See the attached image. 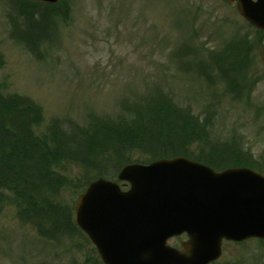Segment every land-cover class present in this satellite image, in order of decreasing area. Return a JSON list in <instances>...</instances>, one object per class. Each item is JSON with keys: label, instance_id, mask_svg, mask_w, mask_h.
Instances as JSON below:
<instances>
[{"label": "rangeland", "instance_id": "obj_1", "mask_svg": "<svg viewBox=\"0 0 264 264\" xmlns=\"http://www.w3.org/2000/svg\"><path fill=\"white\" fill-rule=\"evenodd\" d=\"M62 3L51 18L57 21L56 37L43 41L34 52L18 40L28 36L24 27L34 33L31 38L38 36L41 22L33 15L32 22L24 24L28 13L15 14L10 0H0L1 92L4 96H25L43 108L42 120L33 127L35 135H43L45 128L58 120L66 128L61 144L68 150L67 141L77 137L72 125L88 128L91 114L115 117L122 99L132 102L136 96L161 88L179 104L190 105L194 113L204 116L205 110L211 109L217 138L225 142L235 134L242 141L243 153L250 151L264 163V42L235 4L222 0ZM245 33L256 47L255 70L250 74L259 78L249 101L245 95L231 101L226 80L214 82L215 73L203 77L211 81L209 86L194 73L179 69L181 59L198 51L207 58L208 49L221 50L231 38ZM183 44L187 48L178 53ZM103 143L105 140L99 139V149L104 148ZM187 148L190 152L199 149L194 143ZM100 152L112 154L113 149ZM146 157L135 147L123 158L130 162L145 161ZM100 160L106 163L104 157ZM77 164L79 161L73 163L64 157L58 169L64 186L57 202L62 208L70 207L71 215L78 194L86 188ZM1 199L0 264H93L98 260L90 243L77 235H62L55 242L42 239L33 224L22 220L18 208L9 205L12 193H2ZM181 241L172 239L170 245L179 247ZM215 264H264V252L257 241L224 242L223 255Z\"/></svg>", "mask_w": 264, "mask_h": 264}, {"label": "trees", "instance_id": "obj_2", "mask_svg": "<svg viewBox=\"0 0 264 264\" xmlns=\"http://www.w3.org/2000/svg\"><path fill=\"white\" fill-rule=\"evenodd\" d=\"M33 12L41 16L39 33L46 37L52 36L57 21L51 18L56 11L45 7L35 8ZM40 37L33 40L20 37L18 41L35 52L42 42ZM203 60V57L196 56L187 66L199 76H209L217 69L223 77L233 74L225 79L227 91L232 95L238 93L237 89L244 85L245 77L240 79L237 70L248 63L247 49L234 45L220 54L210 52L207 60L213 63L211 70L204 67ZM2 66L0 55V68ZM2 87L0 83V202L2 189L12 193L11 203L19 209L22 220L36 225L39 233L49 240L79 232L74 225L70 207L62 208L61 202H57V196L64 186L58 172L64 157L73 163L79 161L77 166L82 171L80 178L85 185L92 178L114 176L122 165L128 163L123 158L124 153L135 147L141 149L147 161L192 155L196 160L217 169H223L230 162L263 169L254 166L250 158L247 160L228 150L239 146L235 140L223 146L222 153L219 152L213 120L210 117L200 120L190 111L179 109L163 93L127 106L118 120L93 118L86 129L73 127L77 137L73 136L67 141L70 144L66 150L61 144L65 128L56 122L48 126L43 135H35L33 127L43 118L40 106L26 97L4 96ZM99 139L105 140L102 149L98 148ZM192 143L198 145L199 149L190 152L187 146ZM105 149H113L112 154L100 152ZM100 157H104L106 163ZM93 264L102 263L97 260Z\"/></svg>", "mask_w": 264, "mask_h": 264}, {"label": "water", "instance_id": "obj_3", "mask_svg": "<svg viewBox=\"0 0 264 264\" xmlns=\"http://www.w3.org/2000/svg\"><path fill=\"white\" fill-rule=\"evenodd\" d=\"M227 1L264 30V0ZM119 179L130 181L131 191L99 180L76 205L79 225L106 264H208L220 256L223 238H264V177L251 171L215 174L176 159L128 165ZM183 232L190 237L185 253L166 246Z\"/></svg>", "mask_w": 264, "mask_h": 264}]
</instances>
